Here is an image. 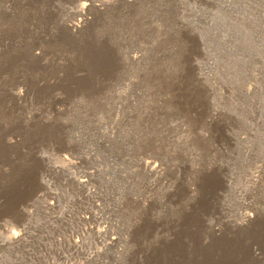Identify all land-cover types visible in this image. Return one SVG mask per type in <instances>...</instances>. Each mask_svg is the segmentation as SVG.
Segmentation results:
<instances>
[{"label": "rangeland", "instance_id": "obj_1", "mask_svg": "<svg viewBox=\"0 0 264 264\" xmlns=\"http://www.w3.org/2000/svg\"><path fill=\"white\" fill-rule=\"evenodd\" d=\"M0 264H264V0H0Z\"/></svg>", "mask_w": 264, "mask_h": 264}, {"label": "bare ground", "instance_id": "obj_2", "mask_svg": "<svg viewBox=\"0 0 264 264\" xmlns=\"http://www.w3.org/2000/svg\"><path fill=\"white\" fill-rule=\"evenodd\" d=\"M87 4H84V3H82L81 4V6H79L80 7V13H85V11L87 10V8H88V6H86ZM92 6H96V4L95 3H93L92 4ZM14 96L16 97V98H18V99H21L22 98V91H18V93H15L14 94ZM10 140V139H9ZM63 162L64 163H66V162H68V160H67V158H63ZM154 165L152 164H150V163H148V162H145V164H144V167L148 170V171H150V172H153V173H155L156 171H158L157 170V168H155V167H153ZM52 167V166H51ZM54 167H56L55 165H54ZM58 167V166H57ZM66 167V166H65ZM59 168V167H58ZM66 171V170H65ZM72 177V179H73V181L75 182V183H77L78 185H80V186H82V187H85V186H87V184H88V178H81V177H75V176H71ZM93 216H95V218L97 217V215H95V214H93ZM248 216V218L249 219H251L252 218V215H247ZM85 218L87 217V216H84ZM91 230H93V229H91ZM95 231H96V236H97V238L100 236V234L102 233V229L101 228H98V227H96L95 229H94ZM23 233H24V231L23 230H12L11 231V237L8 239L10 242L9 243H15V242H18L20 239H22L23 238ZM112 241H114V238L112 237V238H110ZM81 241L80 240H78V239H74V240H72V243H71V245L74 247V249H81V247H83V243L81 244L80 243ZM94 251V253H96V251L97 250H93ZM90 252H92V251H90ZM90 252H87V254L88 255H91L90 254Z\"/></svg>", "mask_w": 264, "mask_h": 264}]
</instances>
